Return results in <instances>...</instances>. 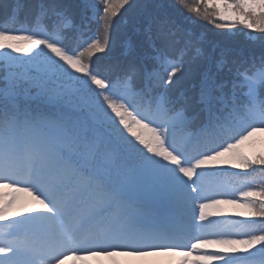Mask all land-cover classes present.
<instances>
[{
	"label": "snow or ice",
	"instance_id": "snow-or-ice-1",
	"mask_svg": "<svg viewBox=\"0 0 264 264\" xmlns=\"http://www.w3.org/2000/svg\"><path fill=\"white\" fill-rule=\"evenodd\" d=\"M97 2L101 31L76 51L62 0H0V264H264V53H207L150 13L147 47L112 79L86 58L133 5L85 0L91 19ZM176 2L264 34V0ZM186 63L200 69L190 89Z\"/></svg>",
	"mask_w": 264,
	"mask_h": 264
},
{
	"label": "trees",
	"instance_id": "trees-1",
	"mask_svg": "<svg viewBox=\"0 0 264 264\" xmlns=\"http://www.w3.org/2000/svg\"><path fill=\"white\" fill-rule=\"evenodd\" d=\"M27 3H34L35 0H25ZM66 5L70 6L72 19L75 24L77 14L83 8L85 0H62ZM189 5H194L196 0H186ZM132 7L125 6L121 9L116 17L113 18V26L110 29L111 42L103 54L94 60V70L100 71L105 76L113 79L112 73L119 72L124 67L133 54L142 52L147 47L145 40V28L149 14L162 12L163 18L166 19L170 26L177 30V35L181 39L191 35L193 40L198 37L203 41L202 47L205 52L213 55H218L222 50L230 53L229 59L234 57H244L251 61L255 58L257 62L262 53H264V41L259 39L264 34L253 33L248 35L249 30L244 29L239 24H236L231 30L216 28L208 21L198 18L195 14L187 12L176 0H132ZM157 5H163V9L157 8ZM100 7V11H98ZM90 11L89 9H85ZM96 11L98 16L103 15V4L97 2ZM101 31L100 23L98 28L93 32H86L80 35V39L65 40V45L69 50L81 51L86 44L81 43L82 40L91 42L98 32ZM69 35H72L69 33ZM73 44V45H72ZM75 44V45H74ZM180 44H176L171 49V54L174 55ZM176 55V54H175ZM187 59V58H185ZM151 68V62H147ZM186 73L182 78V83L185 88H191L195 83L196 74L200 70L197 66L185 65ZM179 75V74H178ZM141 83V82H140ZM158 90V89H157ZM163 91V88H159ZM248 149V151H255ZM237 171V170H233ZM239 187V185H237ZM238 196V192L235 193Z\"/></svg>",
	"mask_w": 264,
	"mask_h": 264
},
{
	"label": "rangeland",
	"instance_id": "rangeland-1",
	"mask_svg": "<svg viewBox=\"0 0 264 264\" xmlns=\"http://www.w3.org/2000/svg\"><path fill=\"white\" fill-rule=\"evenodd\" d=\"M0 18H2V17H0ZM222 208L227 215H231L232 213L242 211L238 208L231 207L230 205H224V206H222ZM237 219H242V217H237ZM129 258L130 257H117L116 259L120 260L121 262L127 261V264H146L145 261H142L138 258H131L130 260H129ZM152 259H154V258H148V261H150ZM155 259H166V258H155ZM97 260H99L100 264H112V260L110 258H107V257L92 258L91 264H97ZM128 260H129V262H128ZM175 260L176 259H174V261ZM64 264H71V262L65 261Z\"/></svg>",
	"mask_w": 264,
	"mask_h": 264
}]
</instances>
